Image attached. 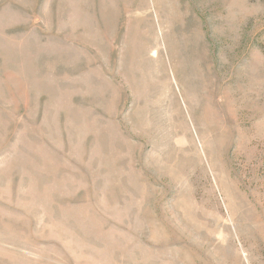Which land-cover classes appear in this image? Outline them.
Returning a JSON list of instances; mask_svg holds the SVG:
<instances>
[{
  "label": "rangeland",
  "instance_id": "374dc122",
  "mask_svg": "<svg viewBox=\"0 0 264 264\" xmlns=\"http://www.w3.org/2000/svg\"><path fill=\"white\" fill-rule=\"evenodd\" d=\"M0 264H264V0H0Z\"/></svg>",
  "mask_w": 264,
  "mask_h": 264
}]
</instances>
